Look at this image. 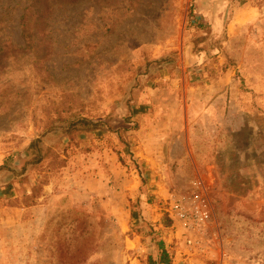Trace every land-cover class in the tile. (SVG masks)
<instances>
[{
	"label": "rangeland",
	"instance_id": "374dc122",
	"mask_svg": "<svg viewBox=\"0 0 264 264\" xmlns=\"http://www.w3.org/2000/svg\"><path fill=\"white\" fill-rule=\"evenodd\" d=\"M0 264H264V0H0Z\"/></svg>",
	"mask_w": 264,
	"mask_h": 264
},
{
	"label": "trees",
	"instance_id": "16d2710c",
	"mask_svg": "<svg viewBox=\"0 0 264 264\" xmlns=\"http://www.w3.org/2000/svg\"><path fill=\"white\" fill-rule=\"evenodd\" d=\"M26 35H27L26 37H29V33L27 32V30H26ZM71 123L72 124L74 123V125H75V128H73L72 130H77V131L70 132L71 129L69 131H67L68 140L73 139V136H74L73 133H76L78 135V134H80V132L86 133V132L93 131L94 132L93 135L97 136L100 133L98 127L105 128L104 126L107 125L106 123H103L102 121L93 122L91 120H87V119L82 118V117H78L76 120L71 121L70 124ZM72 124H71V126H72ZM76 124H79V126H76ZM105 129L109 130V127L106 126ZM56 154L58 155V153H56ZM56 154H55V152H53L52 155L55 156V158H56ZM58 161H59L58 166H60L61 161L59 159H58ZM158 247L160 248V257L158 258V261L161 262V263L162 262H167V253L165 252V250L162 249L161 242L158 243Z\"/></svg>",
	"mask_w": 264,
	"mask_h": 264
}]
</instances>
